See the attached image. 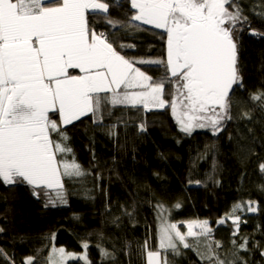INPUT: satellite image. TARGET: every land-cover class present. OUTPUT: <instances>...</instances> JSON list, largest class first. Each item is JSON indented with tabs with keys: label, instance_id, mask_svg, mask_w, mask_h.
<instances>
[{
	"label": "snow or ice",
	"instance_id": "6c2138e0",
	"mask_svg": "<svg viewBox=\"0 0 264 264\" xmlns=\"http://www.w3.org/2000/svg\"><path fill=\"white\" fill-rule=\"evenodd\" d=\"M113 3L120 7L121 0H0V185L9 190L25 186L35 198H45L46 208L67 204L65 178L78 181L91 174L72 155L68 125L84 118L102 124L105 112L111 115L117 107L137 111L142 107L147 112L167 106L179 132L191 136L204 129L217 136L235 119L232 106L237 91V102L248 103L243 97L239 33L251 28L249 11L264 22V0L251 8L241 0H128L123 20L111 17ZM101 21L105 23L98 28ZM143 25L161 30L162 38L166 35L165 57L130 60L123 54L122 49L134 45L124 44L117 33L148 30ZM250 34L264 36V31L251 28ZM136 65H156L163 71L157 79ZM249 100L256 108L243 111L240 119L248 122L245 127L251 134L250 124L264 125V90L251 94ZM257 109L259 117L252 114ZM111 127L109 135H115L116 125ZM145 130L141 123L139 131ZM254 142V136L243 134L236 140L238 149L248 153L254 152L249 146ZM255 164L264 176V159ZM245 203H236L232 212L217 220L224 225L231 219L227 249L214 239L208 220L188 221L187 232H182L158 203L160 249L171 250L173 256L183 254L180 246L191 249L201 264H249L253 248L264 257L261 242L250 247V237L240 236L243 221L236 213L257 211L255 201ZM134 212L135 203L131 210L123 209L133 223ZM188 237H195V244ZM81 247L84 254L77 256L53 246L45 264H67L73 259L89 264V242L82 240ZM143 251L146 264H160L161 253L149 248L147 239ZM39 254L26 256L21 264H36ZM101 255L110 254L101 248ZM0 264H15V257L3 247Z\"/></svg>",
	"mask_w": 264,
	"mask_h": 264
},
{
	"label": "trees",
	"instance_id": "16d2710c",
	"mask_svg": "<svg viewBox=\"0 0 264 264\" xmlns=\"http://www.w3.org/2000/svg\"><path fill=\"white\" fill-rule=\"evenodd\" d=\"M241 2L251 8L258 0ZM127 8L128 0H121L120 7L113 3L109 13L113 19L123 20ZM247 14L251 17V28L264 31L261 18L251 11ZM104 23L101 21L97 27ZM141 27L148 30L117 33L124 44L134 45L122 49L126 58L165 57L166 35L162 38L161 30ZM251 28L239 33L243 97L248 103L237 102L240 96L237 91L232 106L235 119L217 136L204 129H196L191 136L179 132L167 106L147 112L143 108L137 111L117 107L111 115L105 112L102 124L94 125L90 118H84L67 126L72 155L91 174L78 181L65 178L66 205L46 208L45 198H35L25 186L9 190L0 185V227L4 228L0 247L15 257V264L37 252L40 254L36 256V264H45L53 246L64 247L79 256L84 254L82 240L89 242L86 250L89 264H146L143 251L146 239L149 248L161 253L162 264L165 260L168 264H201L191 249L180 246L183 253L180 256L160 249L156 238L158 203L168 210L164 215L172 223L208 220L214 239L227 249L232 239L231 219L224 225H218L217 220L232 212L236 203L255 201L257 211L236 213L243 221L240 236L250 237V247L256 242L264 247V176L255 164L256 160L264 159V125L253 122L249 126L254 132L249 134L245 127L248 122L240 119L243 111L256 108L249 100L250 95L264 90V36L251 35ZM116 46L119 48V44ZM136 66L157 79L163 71L156 65ZM165 98L171 100L167 91ZM252 114L261 115L258 109ZM141 123L146 126L143 132L139 131ZM112 125H116L115 135H109ZM240 134L255 137V142L249 145L253 153L238 149L236 140ZM53 138L58 139L55 134ZM241 143L247 145L248 141ZM244 157L250 159L242 162ZM133 203L135 223L123 215L124 207L131 210ZM176 204L180 207H174ZM116 217L120 218L118 222H114ZM101 248L109 252L108 258H102ZM253 253L248 255L249 264H261L264 257L259 255V249L253 248ZM67 264L84 262L73 259Z\"/></svg>",
	"mask_w": 264,
	"mask_h": 264
},
{
	"label": "rangeland",
	"instance_id": "374dc122",
	"mask_svg": "<svg viewBox=\"0 0 264 264\" xmlns=\"http://www.w3.org/2000/svg\"><path fill=\"white\" fill-rule=\"evenodd\" d=\"M148 26V25H147ZM142 108V107H141ZM152 110H162V109H150L149 111ZM168 217V216H167ZM169 220V219H168ZM198 221V220H196ZM178 229H180L182 232H187V227H186V222H183L181 224H177ZM194 231H199V229H194ZM189 241L193 242L195 244L196 238L195 237H188Z\"/></svg>",
	"mask_w": 264,
	"mask_h": 264
},
{
	"label": "crops",
	"instance_id": "0c3cea01",
	"mask_svg": "<svg viewBox=\"0 0 264 264\" xmlns=\"http://www.w3.org/2000/svg\"><path fill=\"white\" fill-rule=\"evenodd\" d=\"M159 260H160V264H162V259H161V257L159 256Z\"/></svg>",
	"mask_w": 264,
	"mask_h": 264
}]
</instances>
